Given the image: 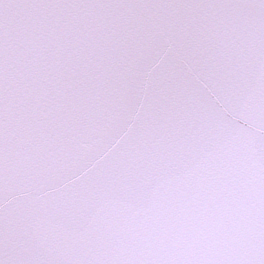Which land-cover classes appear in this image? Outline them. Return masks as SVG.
<instances>
[{
    "label": "snow or ice",
    "instance_id": "obj_1",
    "mask_svg": "<svg viewBox=\"0 0 264 264\" xmlns=\"http://www.w3.org/2000/svg\"><path fill=\"white\" fill-rule=\"evenodd\" d=\"M0 264H264V0H0Z\"/></svg>",
    "mask_w": 264,
    "mask_h": 264
}]
</instances>
